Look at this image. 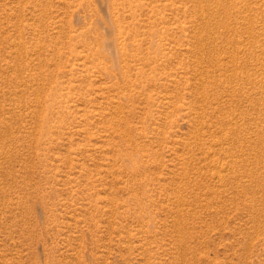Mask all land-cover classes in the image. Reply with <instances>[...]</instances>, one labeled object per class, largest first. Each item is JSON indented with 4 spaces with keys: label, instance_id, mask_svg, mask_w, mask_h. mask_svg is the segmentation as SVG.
Returning a JSON list of instances; mask_svg holds the SVG:
<instances>
[{
    "label": "rangeland",
    "instance_id": "rangeland-1",
    "mask_svg": "<svg viewBox=\"0 0 264 264\" xmlns=\"http://www.w3.org/2000/svg\"><path fill=\"white\" fill-rule=\"evenodd\" d=\"M0 264H264V0H0Z\"/></svg>",
    "mask_w": 264,
    "mask_h": 264
}]
</instances>
